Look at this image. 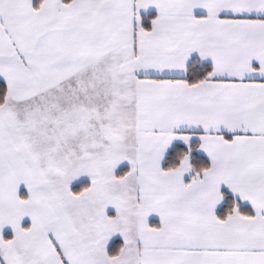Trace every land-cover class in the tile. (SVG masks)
Returning <instances> with one entry per match:
<instances>
[{
    "label": "snow or ice",
    "instance_id": "obj_1",
    "mask_svg": "<svg viewBox=\"0 0 264 264\" xmlns=\"http://www.w3.org/2000/svg\"><path fill=\"white\" fill-rule=\"evenodd\" d=\"M0 264H264V0H0Z\"/></svg>",
    "mask_w": 264,
    "mask_h": 264
}]
</instances>
